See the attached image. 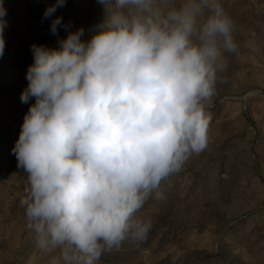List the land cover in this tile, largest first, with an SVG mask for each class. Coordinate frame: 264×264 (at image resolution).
<instances>
[{
	"label": "clouds",
	"instance_id": "clouds-1",
	"mask_svg": "<svg viewBox=\"0 0 264 264\" xmlns=\"http://www.w3.org/2000/svg\"><path fill=\"white\" fill-rule=\"evenodd\" d=\"M103 19L58 47L33 44L21 103L34 98L12 149L26 174V228L47 264H99L152 227L141 215L162 182L209 141L205 108L238 54L219 0H97ZM55 0L43 18L54 17ZM6 10L0 4V57ZM61 18L51 20L57 34Z\"/></svg>",
	"mask_w": 264,
	"mask_h": 264
},
{
	"label": "rangeland",
	"instance_id": "rangeland-1",
	"mask_svg": "<svg viewBox=\"0 0 264 264\" xmlns=\"http://www.w3.org/2000/svg\"><path fill=\"white\" fill-rule=\"evenodd\" d=\"M234 21L238 54H226L227 71L206 105L209 141L182 170L162 182L164 198L149 200L141 215L152 227L141 243L125 242L99 264H264V0H219ZM0 0L6 10L0 57V264H47L49 254L26 228L20 200L26 174L12 149L24 115L21 103L33 44L58 47L83 27L91 38L103 19L97 0ZM61 18L57 34L51 20Z\"/></svg>",
	"mask_w": 264,
	"mask_h": 264
}]
</instances>
